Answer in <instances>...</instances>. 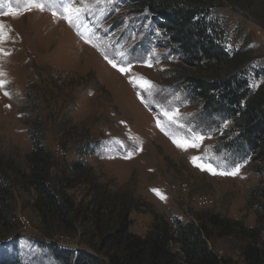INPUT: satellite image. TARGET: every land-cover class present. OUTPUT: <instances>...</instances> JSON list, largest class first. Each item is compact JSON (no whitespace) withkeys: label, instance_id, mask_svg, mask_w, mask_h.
<instances>
[{"label":"rangeland","instance_id":"1","mask_svg":"<svg viewBox=\"0 0 264 264\" xmlns=\"http://www.w3.org/2000/svg\"><path fill=\"white\" fill-rule=\"evenodd\" d=\"M206 1L256 91L264 86V0ZM77 8L79 14L69 11ZM70 14L73 24L65 19ZM157 20L132 0H0V168L13 181L28 172L32 132H42L61 167L82 161L108 197L133 205L131 230L139 235L156 214L188 221L208 212L258 226L264 240L261 161L226 149L233 121L204 112L185 83L186 75L217 76L223 66H189ZM140 77L154 85L150 92L129 82ZM194 135L204 137L198 148L173 142ZM237 166L236 175L219 174ZM73 193L85 205L93 197L85 186ZM13 200V211L0 216V264H61L55 246L89 251L86 228L63 236L44 224L31 192L16 187ZM246 243L231 234L210 246L245 264Z\"/></svg>","mask_w":264,"mask_h":264},{"label":"trees","instance_id":"2","mask_svg":"<svg viewBox=\"0 0 264 264\" xmlns=\"http://www.w3.org/2000/svg\"><path fill=\"white\" fill-rule=\"evenodd\" d=\"M132 2L137 10L158 16L169 44L189 66L200 70L223 66L224 71L217 70V76L186 75V87L204 112L222 114L233 121L234 132L225 143L226 149L256 154L261 161L256 171L264 185V86L253 91L245 59L228 49L223 26L210 16L209 2ZM32 140L28 172L15 173L13 181L0 168V216L13 211L14 188L18 187L34 195L35 211L51 230L72 236L82 227L88 230L85 234H93L92 240L82 241L89 251L52 247L61 264H238L210 246L215 238L231 234L247 241L242 249L245 264H264V240L258 226L247 228L216 213H198L188 221L156 214L144 236L133 232L131 203L108 197L82 161L61 167L42 132H32ZM79 186L93 195L86 205L84 198L77 200L73 193ZM261 196L264 198V189Z\"/></svg>","mask_w":264,"mask_h":264},{"label":"snow or ice","instance_id":"3","mask_svg":"<svg viewBox=\"0 0 264 264\" xmlns=\"http://www.w3.org/2000/svg\"><path fill=\"white\" fill-rule=\"evenodd\" d=\"M37 7H42V6H41V5H37ZM69 11H70V12H73V11H74L76 14H79L80 11H81V9L77 8V9L69 10ZM77 18H78V16H77ZM65 19L68 20V23H69V24H73V23H74V20H73L71 14L68 15V16H66ZM2 27H3V26L0 25V28H2ZM78 35H80V33H78ZM81 38H83V36H81ZM86 42H88V41H86ZM93 46H95V45H93ZM105 59L108 60V62H109L114 68H119V70H120L121 72H125V71L130 70V69L125 68L124 66H119V65H117V64L114 63L111 59H109L107 56H105ZM149 66H150V65H149ZM129 82H130V83H133L134 85L139 86V87H141L142 89H144V90H146V91H149V92H150L151 89L154 87V85H152L151 81H148V80H146V79L143 78V77H140V78L135 79V80H134V79H130ZM0 86H2V84H0ZM5 95H7V93H5ZM164 115L168 116L170 120H173V121H174L175 118H176V115H177V114L174 113V114H172V115H169L168 112H165ZM157 126L159 127L160 125L158 124ZM203 139H204L203 136L194 135L191 141H189V140H183V141H181V140H176V139H174L173 142L176 143L177 147H181V148H183L184 150H187V148H189V147H191V148H198V147H199V143H200ZM201 159H202V158H200V157H192V162L194 163L195 166H197V167H201L202 170H208V171L212 172V174H217L216 170H215L214 168H212L210 165H205V164H203V163H197V161H199V160H201ZM238 171H239V166H237V167L235 168V170L232 171V172H229V173H223V172H221V173H219V174L236 175V174L238 173ZM153 191H155V192L157 193V195H159L158 190H153ZM161 198H163V197H161Z\"/></svg>","mask_w":264,"mask_h":264}]
</instances>
